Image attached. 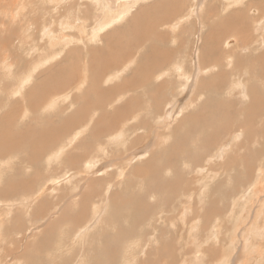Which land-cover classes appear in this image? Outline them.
<instances>
[{
    "label": "rangeland",
    "instance_id": "rangeland-1",
    "mask_svg": "<svg viewBox=\"0 0 264 264\" xmlns=\"http://www.w3.org/2000/svg\"><path fill=\"white\" fill-rule=\"evenodd\" d=\"M37 1L0 0L3 7L0 6V147L4 148L6 145L7 148H0V264H170V261L173 264H264V0H236L239 7L236 2L231 3L233 7L224 0H141L133 9L112 11L110 16L106 13L109 17L107 20L110 21L109 26H103L98 32L94 30L93 37H84L82 32L73 30L78 36L83 35L84 40L71 45H65L61 39L72 37L66 33L71 30L65 20L66 5L70 1L62 0V10L58 12L49 7L48 3ZM248 2L253 4L252 7H258L250 9ZM81 3L86 4V0H80L79 6ZM85 4L82 7L85 8ZM118 4L121 5L122 1ZM257 8L262 11L256 10ZM20 9L22 14H19ZM98 11L97 19L104 16ZM95 12L97 14V11ZM2 14L6 16H1ZM23 15L28 16L22 17ZM82 16L85 17L84 13ZM30 17L36 22L33 23V19H30L32 23H27L26 26L24 20ZM252 20L255 26L261 22L263 24L254 29ZM257 20L262 21L259 23ZM45 23L53 29L50 37L49 32L44 31L45 33L41 34ZM251 23L253 27L250 26ZM51 25H55V29ZM225 26L227 28H224ZM259 27L260 29H257ZM101 32H105V38ZM56 34L58 38L55 48L47 47L42 52V44L50 45ZM152 45L154 48H151ZM96 46L97 48H94ZM55 52V55H59L57 63L55 61L52 64H38L41 59H51ZM238 59L239 62L236 61ZM199 63L205 66L206 71L210 68V71L200 75ZM174 64L176 67H172ZM184 70L191 71L187 72V81L176 78V74H186ZM255 73L258 74L256 77ZM201 77L204 80L200 81ZM161 81L164 86L157 87L153 97L152 94L147 96L143 93L146 90L145 85L149 82H154L156 87ZM236 81L242 87L238 86ZM127 84L141 87L128 91ZM201 84L207 85L202 87ZM100 87L105 88L107 92L99 94ZM259 88L263 91L260 92ZM222 91L225 94H222ZM165 93L168 94L164 96ZM134 108H145V112L152 114L144 123L139 122L141 115L137 119L134 118V122L138 120L135 127L145 130L144 136L141 137L145 141L137 143L142 147L134 145L137 149L134 146L127 147L128 139L134 132L133 124L127 128L123 127L130 116L137 114ZM196 111L200 112V115L191 118L190 114ZM259 112L263 116L256 118L255 114ZM151 123H156L159 129L153 128L150 131V126L155 127ZM53 128L56 129L54 133ZM45 133L49 134V138L46 139V135L44 137ZM156 133L160 138L158 134L155 136ZM160 133L165 135L161 137ZM29 136L32 139L28 140ZM147 136L149 140L146 139ZM250 137L252 140L249 141ZM50 138L53 141L50 140L52 142L49 144L47 140ZM16 140L19 144H15L19 150L14 148ZM46 141L48 143L44 144ZM151 141L154 142L151 144ZM260 141L263 146L258 143ZM23 142H29L31 145L24 144L27 148L22 147L21 150L19 147L23 146ZM39 142L43 144L40 145ZM206 144H214L216 148ZM45 145L47 148L43 149ZM111 149H115L116 154L109 155ZM28 150L31 151L30 155L27 154ZM32 153L35 156H32ZM27 155L31 159L34 157L32 164L29 163V157L26 159ZM122 156H125L124 160L120 158ZM89 163L92 165H88ZM210 170L213 173H210ZM35 173L36 176H33ZM97 191L101 192L102 196ZM246 195L250 196L249 199ZM245 209L251 212L247 213ZM255 213L257 216H254ZM141 220L144 221L142 224ZM245 225H248V228ZM249 225H253L252 228ZM207 226L209 230L205 228ZM127 233L134 235L128 237ZM144 237L146 238L143 239ZM119 244H123V247ZM71 252L73 256H68L72 255Z\"/></svg>",
    "mask_w": 264,
    "mask_h": 264
},
{
    "label": "bare ground",
    "instance_id": "bare-ground-1",
    "mask_svg": "<svg viewBox=\"0 0 264 264\" xmlns=\"http://www.w3.org/2000/svg\"><path fill=\"white\" fill-rule=\"evenodd\" d=\"M37 1V0H36ZM39 1V0H38ZM37 1V2H38ZM43 1V4L45 3H48L49 4V7H51L55 12H58V10L60 11V10H62V9H60V7L61 6H63V3H62V0H42ZM70 2L66 5V10H67V12H66V14H65V20H67L68 21V24H67V26H69V29L71 30V32H66V33H68L69 34V36H72V37H68V36H66V37H62L61 39H62V41H63V43H65V45H71V44H79L80 43V41L81 40H84V37H93L92 36V34H93V31L94 30H97L96 32H98V29H100V28H102L103 26H106V25H108L109 26V24H108V22H110V21H108L107 20V18L109 19V17L108 16H110L109 14L112 12V11H120V10H124V9H133L138 3H139V1H141V0H121L122 1V4L121 5H119L118 4V2L120 1V0H86V7L84 8V7H82L84 4H82L81 3V5L79 6V4H80V0H69ZM82 1V0H81ZM143 1V0H142ZM216 1V0H215ZM224 1H228L230 4L231 3H235L236 2V4H238V2L236 1V0H234V1H231V0H224ZM9 2V1H8ZM17 2H19V1H17ZM39 2H41V1H39ZM243 2V1H242ZM241 2V3H242ZM247 2V1H246ZM245 2V3H246ZM203 3V2H202ZM228 3V4H229ZM240 3V4H241ZM249 3V2H248ZM3 4V3H2ZM6 4V3H5ZM12 4V3H11ZM23 4V3H22ZM91 4V5H90ZM226 4V3H225ZM236 4H235V6H236ZM247 4V3H246ZM250 5H251V2L249 3ZM257 5H259L258 3H256ZM13 5V4H12ZM28 5H31V4H26V6H28ZM32 5H34V3L32 4ZM51 5V6H50ZM232 5V4H231ZM242 5H244V3L242 4ZM254 5H255V3H254ZM0 6H1V4H0ZM6 6V5H5ZM9 6H11V5H9ZM8 6V7H9ZM17 6V5H16ZM23 6H25V5H23ZM25 6V7H26ZM39 6V5H38ZM42 6V5H41ZM91 6H92V11H91ZM202 6V5H201ZM200 6V7H201ZM230 5H228V7H229ZM233 6V5H232ZM253 6V4L251 5V7H250V9L251 8H254V7H258V6H254V7H252ZM2 7V6H1ZM31 7V6H30ZM215 7V6H214ZM227 7V6H226ZM225 7V8H226ZM234 7V6H233ZM238 7H239V4H238ZM237 7V8H238ZM248 7V8H249ZM3 8V7H2ZM13 8V7H12ZM27 8V7H26ZM196 8H197V6H196ZM202 8V7H201ZM222 8H224V7H222ZM237 8H235V9H237ZM242 8H244L243 6H242ZM247 8V9H248ZM11 9V8H10ZM16 9V8H15ZM30 9V8H29ZM42 9V8H41ZM96 9V10H95ZM194 9V8H193ZM246 9V8H245ZM8 10V9H7ZM27 10V9H26ZM98 10H100V12L101 13H103V15L104 16H102L101 18H99V19H97V16H98ZM192 10V9H191ZM198 10H199V7H198ZM214 10V9H213ZM223 10V9H222ZM229 10V9H228ZM256 10H259V11H262V10H260L259 8H257ZM10 11V10H9ZM16 11V10H15ZM20 12H21V9L19 10ZM45 11V10H44ZM95 11H97V14H96V12ZM125 11V10H124ZM130 11V10H129ZM211 11V10H210ZM239 11V10H238ZM238 11H236V12H238ZM245 11V10H244ZM251 11V10H250ZM249 11V12H250ZM10 12H14V10L13 11H10ZM10 12H9V14H10ZM55 12H54V14H55ZM63 12V11H62ZM114 12V13H115ZM127 12V11H126ZM199 12H200V10H199ZM214 12V11H213ZM225 12H226V10H225ZM229 12V11H228ZM227 12V13H228ZM6 13H8V12H6ZM5 13V14H6ZM23 12H21V13H19V14H22ZM24 13H26V12H24ZM37 13V12H36ZM71 13H72V16H71ZM82 13H84V16L85 17H83L82 16ZM106 13H108V16H106ZM117 13H119V12H117ZM116 13V14H117ZM216 13V12H215ZM242 13H243V11H242ZM244 13H246V12H244ZM251 13V12H250ZM1 15V16H6V15ZM14 13H12V15H13ZM26 14H28V12L26 13ZM31 14V13H30ZM46 14V13H45ZM44 14V15H45ZM49 14V13H48ZM53 14V13H52ZM127 14V13H126ZM217 14V13H216ZM230 14H232V12H230ZM241 14V13H240ZM256 14V13H255ZM8 15V14H7ZM15 15V14H14ZM18 15V14H17ZM37 15V14H36ZM90 15H91V19H89L90 18ZM100 16H101V14H99ZM196 15V14H195ZM251 15V14H250ZM252 15H254V14H252ZM259 15H261V13L259 14ZM9 16V15H8ZM11 16V15H10ZM26 16H28V15H26ZM26 16H22V17H26ZM31 16V15H30ZM58 16V15H57ZM125 16V15H124ZM123 16V17H124ZM193 16V15H192ZM214 16V15H213ZM264 16V15H263ZM262 16V17H263ZM34 17V16H33ZM45 17V16H44ZM68 17V18H67ZM113 17V16H112ZM241 17H243V16H241ZM67 18V19H66ZM254 18V17H253ZM252 18V19H253ZM17 19H18V17H17ZM20 19V18H19ZM23 19H25V18H23ZM30 19H33V18H28V19H26V20H24L25 21V24H26V26H27V23L29 24H31L32 22H31V20ZM47 19H48V17H47ZM135 19V18H134ZM236 19V18H235ZM242 19V18H241ZM240 19V20H241ZM261 18H260V16H259V19L258 20H260ZM36 20V19H35ZM38 20V19H37ZM124 20V19H123ZM232 20V19H231ZM257 20V21H258ZM263 20V19H262ZM261 20V21H262ZM13 21H16V20H13ZM55 21V20H54ZM242 21V20H241ZM247 21V20H246ZM254 21L256 22V20L254 19ZM260 21V22H261ZM34 22H36V21H34V19H33V23ZM56 22V21H55ZM55 22H53L54 24H56ZM113 22V21H112ZM243 22H244V20H243ZM243 22H240V24L241 23H243ZM251 22H253V20L251 21ZM259 22V21H258ZM259 22V23H260ZM118 23V22H117ZM245 24H246V22H244ZM116 24V23H115ZM239 24V23H238ZM261 24H263L262 22H261ZM261 24H256V26L258 25V26H260ZM34 25V24H33ZM32 25V26H33ZM37 25V24H36ZM45 26H43V29H42V33L41 34H43V33H45V32H49V37L53 34V29H51L50 28V25L48 26V25H46V23L44 24ZM61 25V24H60ZM253 25H254V22H253ZM29 26V25H28ZM35 26V25H34ZM51 26H53V25H51ZM110 26H112V25H110ZM229 26V25H228ZM237 26V25H236ZM243 28L245 29V25L243 24ZM247 26V25H246ZM250 26H252V23H251V25ZM256 26L254 25V29L256 28ZM263 26V28H264V25H262ZM54 27V29H55V25L53 26ZM202 27V26H201ZM241 27H242V25H241ZM253 27V26H252ZM35 28V27H34ZM37 28H38V26H37ZM112 28H114L113 26H112ZM173 28V27H172ZM218 28V27H217ZM224 28H227L226 26L224 27ZM250 28V27H249ZM64 29H66L67 30V28H64ZM68 29V30H69ZM107 29V28H106ZM238 29V31H239V27L237 28ZM242 29V28H241ZM247 29H248V26H247ZM246 29V33L248 32V30ZM250 29H253V28H250ZM249 29V30H250ZM253 29V30H254ZM257 29H260V27L259 28H257ZM62 30V29H61ZM69 30V31H70ZM73 30H77V31H80V32H82V34H84V37H83V35L82 36H78L76 33H74V31ZM109 30V29H108ZM108 30H107V36L109 35L108 34ZM220 30H221V27H220ZM222 30H223V28H222ZM224 30H226V29H224ZM231 30H233L232 29V27H231ZM263 29H261V31H262ZM45 31V32H44ZM101 31H103V30H101ZM130 31V30H129ZM228 31H230V30H228ZM245 31V30H244ZM264 31V30H263ZM100 32V31H99ZM231 32V31H230ZM235 32V31H234ZM242 32V31H241ZM259 32V31H258ZM66 33H64V34H66ZM102 33V32H101ZM104 34H105V32H103ZM102 33V36L104 37V34ZM225 33H227V32H225ZM233 33V32H232ZM210 34V33H209ZM212 34V33H211ZM228 34V33H227ZM234 34V33H233ZM250 34V33H249ZM47 35V34H46ZM63 35V34H62ZM123 35V34H122ZM144 35V34H143ZM230 35V34H229ZM232 35V34H231ZM230 35V36H231ZM44 36V35H43ZM106 36V35H105ZM106 36V37H107ZM263 36V35H262ZM102 37V38H103ZM124 37V36H123ZM140 37V36H139ZM143 37V36H142ZM161 37V36H160ZM234 37H236V36H234ZM9 38V37H8ZM54 38V37H53ZM58 38V36H57V34H56V36H55V38L52 40V41H50V45H48V46H46V45H44V44H42V46H41V51L42 52H44V50L47 48V47H49V48H55V46L57 45V41H56V39ZM95 38H97V37H95ZM101 38V39H102ZM105 38V37H104ZM109 38V37H108ZM112 38V37H111ZM119 38V37H118ZM125 38V37H124ZM144 38V37H143ZM162 38V37H161ZM237 38V37H236ZM141 39V38H140ZM98 40V39H97ZM115 40V39H114ZM219 40V39H218ZM218 40H217V42H218ZM1 41V40H0ZM87 41V40H86ZM108 41V40H107ZM119 41V40H118ZM230 41V40H229ZM89 42V41H88ZM135 42V41H134ZM226 42V41H225ZM105 43H107V42H105ZM103 44V43H102ZM110 44V43H109ZM121 44V43H120ZM240 45V44H239ZM79 46V45H78ZM77 46V47H78ZM95 46V45H94ZM103 46H104V44H103ZM229 46V45H228ZM58 47V46H57ZM92 47H93V45H92ZM91 47V48H92ZM109 47H110V45H109ZM115 47V46H114ZM138 47H139V45H138ZM264 47V46H263ZM64 48V47H63ZM94 48H97V46L96 47H94ZM98 48H99V46H98ZM104 48V47H103ZM151 48H154L153 47V45H152V47ZM225 48V47H224ZM230 48V47H229ZM239 48V47H238ZM79 49H81L80 47H79ZM111 49V48H110ZM210 49V48H209ZM242 49H243V47H242ZM40 50V49H39ZM74 50V49H73ZM72 50V51H73ZM96 50H99V49H96ZM101 50V49H100ZM238 50V49H237ZM71 51V52H72ZM89 51H90V49H89ZM105 51H106V49H105ZM104 51V52H105ZM4 52V51H3ZM77 52V51H76ZM108 52V51H107ZM112 52V51H111ZM236 52V51H235ZM238 52H240V51H238ZM6 53V52H5ZM78 53V52H77ZM56 54V52L52 55V57H51V59H41L40 61H39V63L38 64H43V63H45V62H51V64L53 63V62H55L56 61V63H57V60H58V56L59 55H55ZM70 54H72V53H70ZM74 54V53H73ZM200 54V53H199ZM202 54V53H201ZM240 54H241V52H240ZM239 54V55H240ZM77 55H79V54H77ZM217 55V54H216ZM236 55V54H235ZM61 56V55H60ZM95 56V55H94ZM179 56V55H178ZM201 56H203V55H201ZM233 56V55H232ZM242 56V55H241ZM244 56V55H243ZM259 56V55H258ZM5 57V56H4ZM3 57V58H4ZM221 57V56H220ZM224 57H225V55H224ZM229 57V56H228ZM236 58H238L237 57V55L235 56ZM247 57V56H246ZM260 57V56H259ZM136 58V57H135ZM199 58H201L200 57V55H199ZM234 58V57H233ZM242 58V57H241ZM249 58V57H248ZM247 59V58H246ZM245 59V60H246ZM251 59V58H250ZM256 59V58H255ZM259 59V58H258ZM135 60V59H134ZM133 60V61H134ZM170 60V59H169ZM168 60V61H169ZM201 60V59H200ZM204 60V59H203ZM244 59H241V61H243ZM259 60H261V59H259ZM259 60L257 61L258 63H259ZM133 61H131V62H133ZM171 61V60H170ZM225 61V60H224ZM229 61H231V60H229ZM236 61H238L239 62V59L238 60H236ZM235 61V62H236ZM249 61V60H248ZM130 62V63H131ZM167 62V61H166ZM216 62V61H215ZM218 62L219 61H217V64H218ZM227 62V61H226ZM226 62L224 63V66H226L225 64H226ZM232 62H233V60H232ZM256 62V63H257ZM169 63H171V62H169ZM174 63H176V61H174ZM221 63V62H220ZM220 63H219V66H220ZM229 63V62H228ZM250 64H251V61L249 62ZM253 63V62H252ZM255 63V62H254ZM253 63V64H254ZM37 64V65H38ZM70 64V63H69ZM167 64H168V62H167ZM172 64V63H171ZM200 64V63H199ZM263 64H264V62H263ZM70 65H72V64H70ZM91 65V64H90ZM130 65V64H129ZM228 66H229V64H227ZM232 65V64H231ZM166 66V65H165ZM221 66H222V64H221ZM251 66H252V64H251ZM256 66V65H255ZM258 66V65H257ZM256 66V67H257ZM128 67V66H127ZM172 67H176V64H174V65H172ZM180 67V66H179ZM204 67L205 66H203V64L201 63L200 64V67H199V73H200V75H203V73L206 71L205 69H204ZM216 67H218L217 65H216ZM253 67V66H252ZM264 67V66H263ZM262 67V68H263ZM96 68V67H95ZM94 68V69H95ZM165 68V67H164ZM183 67H181V69H182ZM220 68V67H219ZM227 68V67H226ZM161 69V68H160ZM180 69V70H181ZM185 69V68H184ZM258 69V68H257ZM86 70V69H85ZM123 70V69H122ZM186 70V69H185ZM184 70V71H185ZM232 70V69H231ZM250 70H252V69H250ZM98 71V70H97ZM119 71H121V70H119ZM208 71H210V68H209V70ZM208 71H206V72H208ZM246 71V70H245ZM256 71V70H255ZM258 71H259V69H258ZM92 72V71H91ZM99 72V71H98ZM187 72H190L191 73V71H188L187 70ZM186 71H185V73L186 74H176V78H180V79H184L185 81H187L189 78V75H187L188 73H187ZM244 72V71H243ZM254 72V71H253ZM260 72H261V69H260ZM96 73V72H95ZM210 73V72H209ZM234 73V72H233ZM252 73V72H251ZM250 73V74H251ZM259 73V72H258ZM87 74V73H86ZM85 74V75H86ZM211 74V73H210ZM245 74V73H244ZM93 75V74H92ZM258 75V74H257ZM256 75V73H255V77L257 76ZM87 76V75H86ZM198 76V75H197ZM252 76H254L253 75V73H252ZM260 76H262V74L260 75ZM83 77H85V76H83ZM216 77V76H215ZM220 77V76H219ZM218 77V78H219ZM93 78V77H92ZM105 78V77H104ZM112 78V77H111ZM210 78H212V77H210ZM252 78V77H251ZM260 77H258V79H259ZM94 79V78H93ZM202 79L204 80V78L203 77H201V80L200 81H202ZM250 79V78H249ZM254 79V78H253ZM257 79V78H256ZM257 79V80H258ZM261 79V78H260ZM263 79H264V77H263ZM95 80V79H94ZM106 80V79H105ZM174 78H173V82H174ZM183 80V81H184ZM206 80V79H205ZM231 80V79H230ZM236 80V79H235ZM235 80H234V82H235ZM247 80V79H246ZM84 81V80H83ZM107 81V80H106ZM232 81V80H231ZM239 81V80H238ZM238 81H236L237 82V84H239L238 83ZM249 81V80H248ZM251 81V80H250ZM194 82V81H193ZM197 82H199V80H197ZM233 82V81H232ZM231 82V83H232ZM241 82V81H240ZM252 82V81H251ZM26 83V82H25ZM61 83H63V82H61ZM94 83V82H93ZM215 83H217V82H215ZM80 84H82V83H80ZM191 84V83H190ZM189 84V85H190ZM196 84V83H195ZM198 84V83H197ZM229 84V86H230V83H228ZM56 85V84H55ZM92 85V84H91ZM90 85V86H91ZM192 85H194V84H192ZM204 85V84H203ZM203 85L201 84V86L203 87ZM205 85H207V84H205ZM205 85H204V87H205ZM226 85V84H225ZM246 85V84H245ZM264 84H262V86H263ZM85 86V85H84ZM155 86V83L154 82H149L147 85H145V87H146V90L143 92V93H146V95L147 96H149V95H151L152 94V97L154 96V90L157 88V87H160V86H164V83L161 81L160 83H159V85L158 86H156V87H154ZM195 86V85H194ZM238 86H241V84H239ZM254 86H255V84H254ZM58 87V86H57ZM82 87V86H81ZM80 87V88H81ZM127 90L129 91V89H132V90H134V89H137L138 87H141V86H139V85H136V86H132V84H127ZM189 87V86H188ZM199 87V86H198ZM242 87V86H241ZM264 87V86H263ZM23 88V87H22ZM21 88V89H22ZM91 88V87H90ZM110 88V87H109ZM187 88V87H186ZM195 88V87H194ZM228 88V87H227ZM236 89H237V87H235ZM239 88V87H238ZM245 88V87H244ZM255 88V87H254ZM98 89V88H97ZM191 89V88H190ZM229 89H230V87H229ZM251 89V88H250ZM260 89V88H259ZM15 90V89H14ZM14 90H13V92H14ZM91 90V89H90ZM188 90V89H187ZM221 90V89H220ZM244 90V89H243ZM261 90L262 89H260V92H261ZM86 91V90H85ZM224 91V90H223ZM223 91L221 92L222 94H225V92L223 93ZM252 91V90H251ZM263 91V90H262ZM107 92V90L105 89V88H102V87H100L99 89H98V93L99 94H105ZM197 92V91H196ZM250 92V91H249ZM259 92V93H260ZM86 93V92H85ZM88 93V92H87ZM14 94V93H13ZM62 94V93H61ZM64 94V93H63ZM168 93H165V95L164 96H166ZM244 94H245V91H244ZM250 94H252L251 92H250ZM260 94H262V93H260ZM264 94V93H263ZM20 95H22V94H20ZM65 95V94H64ZM140 95V93L138 94V96ZM233 95V94H232ZM53 96H54V94H53ZM68 96V95H67ZM77 97H78V95H76ZM75 96V97H76ZM82 96V95H81ZM80 96V97H81ZM84 96V95H83ZM137 96V97H138ZM228 96H230V95H228ZM227 96V97H228ZM254 96V95H253ZM76 97V98H77ZM79 97V98H80ZM84 97H86V96H84ZM183 97V96H182ZM225 97V96H224ZM252 97V96H251ZM250 97V98H251ZM63 98V97H62ZM65 98V97H64ZM169 98V97H168ZM184 98V97H183ZM254 98V97H253ZM256 98V97H255ZM101 99V98H100ZM62 100V99H61ZM99 100V99H98ZM169 100V99H168ZM234 100V99H233ZM50 101V100H49ZM176 101H177V99H176ZM175 101V102H176ZM214 101V100H213ZM212 101V102H213ZM218 101H220V100H218ZM217 101V102H218ZM225 101V100H224ZM50 102H52V101H50ZM57 102H59V101H57ZM78 102V101H77ZM172 102V101H171ZM47 103V102H46ZM54 103V102H53ZM221 102H219V104H220ZM224 103H226V102H224ZM227 103H229V101L227 102ZM231 103V102H230ZM172 104V103H171ZM216 104H218V103H216ZM223 104V103H222ZM43 105V104H42ZM50 105V104H49ZM36 106H38L37 104H36ZM40 106V105H39ZM181 106H183V105H181ZM206 106V105H205ZM217 107H218V105H216ZM220 106H222L223 107V105H220ZM69 107V106H68ZM225 107V106H224ZM211 108V107H210ZM249 108V107H248ZM154 109V111H158V110H156L157 109V107H156V109L155 108H153ZM159 109V108H158ZM168 109H169V106H168ZM177 109V108H176ZM183 109V108H182ZM223 109V108H222ZM263 109V108H262ZM172 110V109H171ZM219 110V109H218ZM221 110V109H220ZM134 111L137 113L136 115H134V116H130L129 118H128V120L125 122V124L123 125V127L124 128H127L128 126H131L132 124V126H133V130H134V132H133V134H132V137H130L129 139H128V146L127 147H132V146H134L135 144L138 146L139 144H137V143H143V138H141V137H143L144 136V133H145V130L144 129H142V128H136L135 127V125L137 124V122H138V120L137 121H135L134 122V118H138L139 117V115H141L140 117V120H139V122L140 123H144V120L146 119V118H151L152 117V114L150 113V112H145L146 110H145V108H134ZM133 111V112H134ZM213 111V110H212ZM211 111V112H212ZM241 111V110H240ZM244 111V113H245V110H243ZM72 112V111H71ZM70 112V113H71ZM77 112V111H76ZM166 112V111H165ZM258 112V111H257ZM263 112V111H262ZM223 113H224V111H223ZM167 114V113H166ZM166 114H164V115H166ZM172 114V113H171ZM219 114V113H218ZM228 114H229V112H228ZM70 115V114H69ZM104 115V114H103ZM168 115V114H167ZM184 115V114H183ZM200 115V112H198V111H196V112H194L192 115L190 114V117L191 118H197L198 116ZM224 115V114H223ZM231 115V114H230ZM249 115V114H248ZM72 116V115H71ZM159 116V115H158ZM173 116V115H172ZM219 116H221V115H219ZM225 116V115H224ZM246 116V115H245ZM250 116V115H249ZM255 116H256V118H258V117H262L263 115H261L260 114V112L259 113H256L255 114ZM70 117V116H69ZM161 117V116H160ZM71 118V117H70ZM158 118V117H157ZM212 118V117H211ZM218 118V117H217ZM225 118V117H224ZM230 118V117H229ZM247 118V117H246ZM251 118V117H250ZM255 118V117H254ZM67 119V118H66ZM156 119V118H155ZM170 119H171V117H170ZM70 120V119H69ZM68 120V122L70 123V121ZM74 120V119H73ZM160 120V119H159ZM172 120H173V118H172ZM189 120V119H188ZM206 120V119H205ZM214 120V119H213ZM241 120V119H240ZM248 120H249V118H248ZM247 120V121H248ZM262 120H264L263 118H262ZM262 120H261V122H262ZM63 121V120H62ZM163 121V120H162ZM165 121V120H164ZM174 121V120H173ZM172 121V122H173ZM222 121V120H221ZM244 121V120H243ZM242 121V122H243ZM131 122V123H130ZM156 122H159V121H156ZM264 122V121H263ZM167 123V122H166ZM165 123V124H166ZM220 123V122H219ZM222 123V122H221ZM248 123V122H247ZM66 124V123H65ZM152 124V123H151ZM156 124V123H155ZM153 125V126H155V127H152V126H150V128H152L150 131H152L153 130V128H158L156 125ZM158 124V126H160L159 125V123H157ZM160 124H162L161 123V121H160ZM196 125H198V123H195ZM200 124H201V122H200ZM208 124V123H207ZM211 124V123H210ZM223 124V123H222ZM227 124V123H226ZM229 124V123H228ZM264 124V123H263ZM167 125V124H166ZM181 125V124H180ZM204 125H205V123H204ZM240 125H241V123H240ZM262 125V124H261ZM63 126H64V124H63ZM162 126V125H161ZM192 126H193V124H192ZM259 127H258V129L260 128V125H258ZM262 126H264V125H262ZM261 126V127H262ZM48 127V129H49V126H47ZM65 127H66V125H65ZM139 127H142V126H139ZM179 127V126H178ZM201 127H203V126H201ZM205 127V126H204ZM211 127V126H210ZM246 127V126H245ZM189 128V127H188ZM209 128V127H208ZM212 128V127H211ZM210 128V129H211ZM243 127H241V129H242ZM263 128V127H262ZM47 129V132L49 131V130H51V129H49L48 130ZM159 129V128H158ZM161 129V128H160ZM191 129V128H190ZM198 129V128H197ZM221 129V128H220ZM220 129H218V130H220ZM225 129V128H224ZM45 130V129H44ZM44 130H42V132L44 131ZM54 130V128L52 129V132L54 133L55 132V130ZM60 130H63V129H60ZM149 130V129H148ZM147 130V131H148ZM163 130V129H162ZM214 130V129H213ZM223 130V129H222ZM229 130V129H228ZM234 130H236V129H234ZM238 130V129H237ZM250 130H252V129H250ZM260 130V129H259ZM146 131V132H147ZM206 131V130H205ZM216 131V130H215ZM225 131H227V130H225ZM240 131V130H239ZM262 131V130H261ZM264 131V130H263ZM262 131V132H263ZM41 132V133H42ZM51 132V131H50ZM57 132V131H56ZM156 132H159V131H156ZM167 132V131H166ZM214 132V131H213ZM220 132V131H219ZM259 132V131H258ZM61 133V132H60ZM80 133V132H79ZM78 133V134H79ZM154 133V132H153ZM164 133V132H163ZM249 133V132H248ZM33 134V133H32ZM43 134V133H42ZM52 134V133H51ZM155 134V133H154ZM157 134L158 133H156V135L155 136H157ZM161 135H162V133H160ZM167 134V133H166ZM201 134V133H200ZM208 134V133H207ZM206 134V135H207ZM210 134V133H209ZM219 134V133H218ZM229 134V133H228ZM254 135H255V133H253ZM262 134V133H261ZM261 134H260V136H261ZM45 135H46V139L47 138H49L48 137V135L49 134H44V137H45ZM55 135H57V134H55ZM72 135V134H71ZM147 135H149V132L147 133ZM165 134H163L161 137H163ZM217 135V134H216ZM223 135V134H222ZM227 135V134H226ZM241 135V134H240ZM252 135V134H251ZM263 135V134H262ZM34 136V135H33ZM32 136V137H33ZM42 136V135H41ZM52 136H53V134H52ZM153 136V135H152ZM155 136H153V137H155ZM158 136H159V134H158ZM247 136V135H246ZM30 138L28 139V140H30V139H32L31 138V136H29ZM36 137V136H35ZM34 137V138H35ZM53 137H55V136H53ZM60 137V136H59ZM62 137V136H61ZM78 137V136H77ZM76 136H75V138H77ZM151 137V136H150ZM199 137V136H198ZM210 137H211V135H210ZM28 138V137H27ZM33 138V139H34ZM57 138V137H56ZM149 137L147 136V138L146 139H148ZM158 138V137H157ZM159 138H160V136H159ZM230 138V137H229ZM237 138V137H236ZM248 138V137H247ZM253 138H254V136H253ZM260 138H262V137H260ZM24 139V138H23ZM23 139H21V142H22V140ZM39 139V138H38ZM155 139H156V137H155ZM162 139V138H161ZM190 139V138H189ZM198 139V138H197ZM200 139V138H199ZM214 139V138H213ZM217 139V138H216ZM239 139V138H238ZM246 139V138H245ZM254 139H256V138H254ZM35 141H36V143H37V140H36V138L34 139ZM43 140H44V138H43ZM50 140H52L53 141V139H48L47 141H49V144H50V142H52V141H50ZM77 140V139H76ZM149 140V139H148ZM215 140V139H214ZM236 140V139H235ZM240 140V139H239ZM238 140V141H239ZM250 140H252V138L250 137L249 138V141ZM15 141V140H14ZM17 142H14V144L15 143H18V140H16ZM39 141V140H38ZM44 142V144L46 143H48V142ZM79 141V140H78ZM145 141V140H144ZM164 141V140H163ZM243 141V140H242ZM245 141V140H244ZM248 141V142H249ZM253 141H255V140H253ZM19 142H20V140H19ZM30 142V141H29ZM29 142L28 143H24L23 142V146H20L19 148L21 149V150H23V148L22 147H25L24 146V144L25 145H31V144H29ZM32 142H34V141H32ZM152 142H154V141H151L150 143L152 144ZM205 142V141H204ZM206 142H208L207 140H206ZM219 142H222V141H219ZM231 142V141H230ZM246 142H247V140H246ZM264 142V141H263ZM11 143L13 144V140H11ZM36 143H35V145H36ZM145 143V142H144ZM156 143H157V141H156ZM156 143H155V145H156ZM208 143H210V142H208ZM213 143V142H212ZM226 143V142H225ZM257 143V142H256ZM259 144H261L262 145V143H261V141L260 142H258ZM7 144V143H6ZM10 144V143H9ZM19 144V143H18ZM21 145H22V143H20ZM39 144L41 145V144H43V143H40L39 142ZM55 144V143H54ZM59 144V143H58ZM166 144V143H165ZM192 144V143H191ZM215 144V143H214ZM214 144H212L213 146H214ZM227 144H229V143H227ZM240 144V143H239ZM238 144V145H239ZM74 145H76V144H74ZM78 145V144H77ZM181 145V144H180ZM207 146H209L210 147V145L211 144H206ZM211 145V146H212ZM231 145V144H230ZM229 145V146H230ZM246 145V144H245ZM248 145V144H247ZM39 146V145H38ZM70 146H73V145H70ZM85 146V145H84ZM140 146L142 147V145L140 144L139 146H138V148H140ZM184 146V145H183ZM203 146H205V145H203ZM218 146H219V144H218ZM221 146V145H220ZM254 146V144L252 143V147ZM263 146V145H262ZM3 146H1L0 148H2ZM6 147V145L4 146V148H2V149H7V148H5ZM30 147V146H29ZM44 147L45 148H47V145H45V146H43L42 148L44 149ZM56 147V146H55ZM125 147V146H124ZM136 146H134V148H135ZM180 147V146H179ZM223 147V146H222ZM227 147V146H226ZM251 147V148H252ZM11 148H13V147H11ZM14 148H17L18 149V147H16V144H15V147ZM27 147H25V149H26ZM33 147H31V149H32ZM38 148H40V147H38ZM41 148V149H42ZM77 148V147H76ZM134 148H132V149H134ZM154 148V147H153ZM203 148V147H202ZM216 147L214 146V149H215ZM230 148V147H229ZM30 149V150H31ZM127 149H129V148H127ZM135 149H137V148H135ZM144 149V147L142 148V150ZM150 149H152V148H150ZM149 149V150H150ZM163 149V148H162ZM227 149H228V147H227ZM263 149H264V146H263ZM9 150V149H8ZM7 150V151H8ZM14 150V149H13ZM19 150V149H18ZM190 150V149H189ZM212 150H213V148H212ZM211 150V151H212ZM230 150V149H229ZM229 150H228V152H229ZM237 150V149H236ZM6 151V152H7ZM11 151V150H10ZM27 151V150H26ZM35 151V150H34ZM34 151H32V152H34ZM66 151V150H65ZM128 151V150H127ZM131 150H129V152H130ZM146 151V150H145ZM148 151V150H147ZM151 151V150H150ZM179 151V150H178ZM208 151H209V148H208ZM232 151H233V148H232ZM234 151H235V149H234ZM28 152H29V150H28ZM37 152V151H36ZM132 152V151H131ZM138 152H140V151H138ZM144 152V151H143ZM181 152V151H180ZM214 152H215V150H214ZM226 152V151H225ZM263 152V151H262ZM27 153V152H26ZM128 153V152H127ZM147 153V152H146ZM149 153V152H148ZM147 153V154H148ZM152 153H153V151H152ZM203 153V152H202ZM207 153H210V152H207ZM27 154H31V151L29 152V153H27ZM34 154H35V152H34ZM33 153H32V156L34 155ZM53 154V153H52ZM87 154V153H86ZM108 154L109 155H114V154H116V150L115 149H111L109 152H108ZM135 154V153H134ZM136 154H137V151H136ZM140 154H142V152H140ZM154 154H155V151H154ZM224 154H226V153H224ZM245 154V153H244ZM243 154V155H244ZM253 154V153H252ZM251 154V155H252ZM257 154V153H256ZM259 154V153H258ZM257 154V155H258ZM5 155V154H4ZM64 155V154H63ZM130 155V154H129ZM137 155H139V154H137ZM137 155H136V157H137ZM146 155V154H145ZM212 156H214V154H211ZM223 155V154H222ZM227 155V154H226ZM6 156V155H5ZM9 156V155H8ZM35 156V155H34ZM38 156V155H37ZM36 156V157H37ZM67 156V155H66ZM119 156H121V155H119ZM128 156V155H127ZM142 156H144V154L142 155ZM212 156H211V158H212ZM224 156V155H223ZM28 155H27V158L26 159H28ZM125 157V156H124ZM124 157L122 156V157H120V158H123V160H124ZM157 157V156H156ZM225 157V156H224ZM243 157V156H242ZM34 158V157H33ZM32 158V159H33ZM38 158V157H37ZM53 158V157H52ZM61 158H62V156H61ZM70 158V157H69ZM133 158V157H132ZM210 158V157H209ZM229 158V157H228ZM227 158V159H228ZM262 158V157H261ZM6 159H7V156H6ZM13 158H11L10 160H12ZM31 158L29 157V163L30 164H32L31 163V161H32V159L30 160ZM40 159V158H39ZM38 159V160H39ZM134 159V158H133ZM137 159V158H136ZM242 159V158H241ZM35 160V159H34ZM37 160V159H36ZM126 160V159H125ZM128 160V159H127ZM259 160V159H258ZM9 161V160H8ZM13 161V160H12ZM26 161V160H25ZM129 161V160H128ZM134 161H136V160H134ZM145 160H143V162H144ZM225 161V160H224ZM243 161V160H242ZM21 162H23V161H21ZM27 162V161H26ZM37 162V161H36ZM94 162V161H93ZM114 162V161H113ZM115 162H117V161H115ZM23 163H25V162H23ZM28 163V162H27ZM73 163H75V161L73 162ZM122 163V162H121ZM121 163H119L120 164V166H121ZM129 163V162H128ZM157 163V162H156ZM155 163V164H156ZM208 163V162H207ZM253 163V162H252ZM144 164V163H143ZM209 164V163H208ZM207 164V165H208ZM221 164H223V163H221ZM248 164V163H247ZM17 165V164H16ZM26 165V164H25ZM88 165H92L91 163H89ZM153 165H154V163H153ZM157 165V164H156ZM155 165V166H156ZM165 165V164H164ZM186 165V164H185ZM203 165V164H202ZM212 165V164H211ZM217 165V164H216ZM215 165V166H216ZM252 165V164H251ZM8 166V165H7ZM96 166V165H95ZM129 166V165H128ZM149 166V165H148ZM158 166V165H157ZM213 166H214V164H213ZM212 166V167H213ZM253 166V165H252ZM21 167V166H20ZM27 167V166H26ZM35 167H36V165H35ZM91 168H92V166H90ZM97 167V166H96ZM99 167H101V166H99ZM103 167V166H102ZM125 167V166H124ZM123 167V168H124ZM138 167V166H137ZM160 167V166H159ZM197 167V166H196ZM248 167V166H247ZM257 167H259V166H257ZM139 168V167H138ZM137 168V169H138ZM143 168H145V167H142V169ZM200 168V167H199ZM210 168V167H209ZM217 168V167H216ZM256 167H254V169H255ZM37 169V168H36ZM97 169V168H96ZM164 169H165V167H164ZM244 169H245V167H244ZM258 169V168H257ZM15 170V169H14ZM21 170H23V169H20V171ZM139 170V169H138ZM151 170V169H150ZM213 170H214V168H213ZM217 170V169H216ZM245 170H247V169H245ZM253 170V169H252ZM252 170H251V172H252ZM1 171V170H0ZM17 171V170H16ZM15 171V172H16ZM38 171V170H37ZM92 171V170H91ZM94 171V170H93ZM92 171V172H93ZM121 171V170H120ZM122 171H124V170H122ZM200 171V170H199ZM215 171V170H214ZM76 172V171H75ZM150 172H152V171H150ZM160 172V171H159ZM198 172V171H197ZM201 172V171H200ZM203 172V171H202ZM207 172V171H206ZM222 172V171H221ZM221 172L219 173V174H221ZM138 173V172H137ZM178 173V172H177ZM208 173H209V171H208ZM210 173H213L211 170H210ZM209 173V174H210ZM218 173V172H217ZM226 173V172H225ZM17 174V173H16ZM23 174V173H22ZM113 174V173H112ZM208 174V175H209ZM219 174H217V175H219ZM231 174V173H230ZM19 175V174H18ZM24 176H25V174H23ZM124 175V174H123ZM146 175V174H145ZM144 175V176H145ZM152 175H153V173H152ZM168 175V174H167ZM206 175V174H205ZM222 175V174H221ZM254 175H256V174H254ZM254 175H251L252 177H254ZM16 176V175H15ZM22 176V175H21ZM33 176H36V173H35V175H33ZM32 176V177H33ZM154 177H155V175H153ZM180 176V175H179ZM199 176V175H198ZM258 176V175H257ZM27 177V176H26ZM29 177V176H28ZM83 177V176H82ZM177 177V176H176ZM205 177V176H204ZM213 177H215L214 175H213ZM229 177H230V175H229ZM22 178H23V176H22ZM58 178V177H57ZM160 178H162V177H160ZM179 178V177H178ZM223 178V177H222ZM231 178H233V177H231ZM248 178V177H247ZM257 178H259V176L258 177H256V183H257ZM261 178V177H260ZM264 178V177H263ZM262 178V179H263ZM18 179V178H17ZM21 179V178H20ZM24 179H25V177H24ZM204 179V178H203ZM230 179V178H229ZM199 180V179H198ZM207 181H208V179H206ZM250 180H252L253 181V179H250ZM259 180V179H258ZM22 181V180H21ZM93 181V180H92ZM117 181V179L114 181V182H116ZM232 181V180H231ZM264 181V180H263ZM89 182V181H88ZM95 182V181H94ZM93 182V183H94ZM109 182H110V180H109ZM108 182V183H109ZM119 182V181H118ZM155 182H156V180H155ZM163 182H164V179H163ZM201 182V181H200ZM249 182V184H250V181H248ZM253 182H255V180L253 181ZM12 183V182H11ZM13 183H15V181L13 182ZM93 183H91V184H93ZM108 183H107V185H108ZM141 183V182H140ZM162 183V182H161ZM242 183V182H241ZM261 183V182H260ZM263 183V182H262ZM110 184V183H109ZM116 184H118V183H116ZM152 184V183H151ZM155 184V183H154ZM251 184H252V182H251ZM258 184V183H257ZM80 185H82V184H80ZM106 185V186H107ZM145 185V184H144ZM153 185V184H152ZM151 185V186H152ZM230 185V184H229ZM238 185H240V184H238ZM244 185V184H243ZM9 186H10V184H9ZM97 186V185H96ZM95 186V187H96ZM112 186V185H111ZM117 186V185H116ZM133 188H134V186L133 185H131ZM168 186V185H167ZM253 186V185H252ZM254 186H256V185H254ZM258 186V185H257ZM260 186V185H259ZM258 186V187H259ZM78 187V186H77ZM114 186H112V188H113ZM144 187V186H143ZM150 187V186H149ZM155 187V186H154ZM261 187V186H260ZM259 187V188H260ZM263 187H264V185H263ZM262 187V188H263ZM7 188V187H6ZM140 188H142V186L140 187ZM159 188V187H158ZM205 188V187H204ZM257 188V187H256ZM12 189L13 188H11L10 190L12 191ZM94 189V188H93ZM147 189V188H146ZM165 189V188H164ZM170 189V188H169ZM252 189V188H251ZM97 190V189H96ZM96 190H95V192H96ZM144 190H145V188H144ZM158 190V189H157ZM156 190V191H157ZM168 190V189H167ZM210 190V189H209ZM217 190H218V188H217ZM140 191V190H139ZM146 191V190H145ZM160 191H161V189H160ZM164 191H166V190H164ZM186 191H188L187 189H186ZM95 192H93V193H95ZM144 192V191H143ZM152 192V191H151ZM159 192V191H158ZM220 192V191H219ZM238 192V191H237ZM247 192H248V190H247ZM259 192V191H258ZM262 192V191H261ZM92 193V194H93ZM97 193L98 194H100L101 196H102V194H101V192H98L97 191ZM107 193V192H106ZM111 193V192H110ZM110 193H109V196H110ZM113 193V192H112ZM111 193V194H112ZM134 193V192H133ZM133 193H131V196L133 195ZM139 193V192H138ZM235 193V192H234ZM250 193V192H249ZM260 193V192H259ZM141 194H143V193H141ZM224 194V193H223ZM246 194V193H245ZM95 195H96V193H95ZM112 195H114V194H112ZM135 195V194H134ZM139 195V194H138ZM146 195H147V193H146ZM233 195V194H232ZM231 195V196H232ZM145 196V195H144ZM150 196V195H149ZM153 196H154V194H153ZM156 196V195H155ZM158 196H159V194H158ZM157 196V197H158ZM203 196H204V194H203ZM207 196H208V194H207ZM206 196V197H207ZM226 196V195H225ZM245 196V195H244ZM246 196H248V195H246ZM261 196V195H260ZM259 196V197H260ZM84 197V196H83ZM92 197H94L93 195H92ZM136 197V196H135ZM148 197V196H147ZM156 197V198H157ZM163 197V196H162ZM165 197V196H164ZM249 197L250 196H248L247 198L249 199ZM23 198V197H22ZM87 198V197H86ZM110 198V197H109ZM161 198V197H160ZM159 198V199H160ZM229 198V197H228ZM244 198V197H243ZM256 198V197H255ZM29 199V198H28ZM44 199V198H43ZM56 199V198H55ZM84 199V198H83ZM88 199V198H87ZM89 199H93V198H89ZM148 199V198H147ZM146 199V200H147ZM162 199V198H161ZM217 199V198H216ZM221 199V198H220ZM220 199H219V201H220ZM245 199V198H244ZM25 200V199H24ZM75 200V199H74ZM95 200V199H94ZM145 200V201H146ZM156 199H154V201H155ZM218 200V199H217ZM247 200V199H246ZM23 201V200H22ZM77 201V200H76ZM129 201V200H128ZM139 201V200H138ZM141 201V200H140ZM166 202H167V200H165ZM250 201V200H249ZM263 202H264V200H262ZM261 201V202H262ZM26 202V201H25ZM147 202V201H146ZM248 202V201H247ZM246 202V203H247ZM252 203L253 202H255V201H251ZM258 202V201H257ZM39 203V202H38ZM43 203V202H42ZM47 203V202H46ZM93 203V202H92ZM131 203V202H130ZM155 203H157V201H155ZM249 203V202H248ZM251 203V204H252ZM256 203V202H255ZM260 203V202H259ZM18 204H20V203H18ZM168 204V203H167ZM222 204V203H221ZM39 205V204H38ZM228 205V204H227ZM249 205V204H248ZM248 205H246V207L248 206ZM35 206V205H34ZM98 206H100V205H98ZM97 206V207H98ZM156 206V205H155ZM162 206H163V203H162ZM229 206V205H228ZM217 207V206H216ZM264 207V206H263ZM94 208V207H93ZM162 208V207H161ZM188 208V207H187ZM208 208V207H207ZM225 208V207H224ZM223 208V209H224ZM243 208V207H242ZM43 209V208H42ZM41 209V210H42ZM97 209V208H96ZM105 209V208H104ZM148 209V208H147ZM217 209V208H216ZM230 209V208H229ZM249 209L251 210V208H250V205H249ZM257 209H259V208H257ZM263 209V208H262ZM3 210V209H2ZM162 210V209H161ZM243 210V209H242ZM241 210V211H242ZM246 210V209H245ZM248 211V210H246V212L247 213H250L251 211ZM90 211V210H89ZM93 211H95V210H93ZM97 211H100V210H97ZM147 211V210H146ZM163 211V210H162ZM220 212H221V210H219ZM253 211H254V209H253ZM257 211V210H256ZM64 212V211H63ZM67 212V211H66ZM159 212H161V211H159ZM172 212V211H171ZM246 212H244V214L246 213ZM4 213V212H3ZM43 213V212H42ZM74 213V212H73ZM77 213V212H76ZM78 213H79V211H78ZM77 213V214H78ZM85 213V212H84ZM94 213H96V212H94ZM149 213V212H148ZM156 213V212H155ZM224 213V212H223ZM5 214H7V213H5ZM159 214V213H158ZM162 214H164V213H162ZM176 214V213H175ZM199 214V213H198ZM210 214H212V213H210ZM64 215V214H63ZM75 215V214H74ZM90 215V214H89ZM152 215H154V214H152ZM169 215V214H168ZM212 215H214V214H212ZM241 215H242V213H241ZM241 215H240V217H241ZM257 216V214L255 213L254 214V216ZM7 216V215H6ZM84 216V215H83ZM139 216V215H138ZM164 216V215H163ZM173 216V215H172ZM180 216H182L181 214H180ZM198 216V215H197ZM217 216H218V214H217ZM221 216H223V215H221ZM244 216V215H243ZM246 216L247 217H249L247 214H246ZM251 216H253V214L251 215ZM13 217V216H12ZM73 217V216H72ZM76 217V216H75ZM79 217V216H78ZM141 217V216H140ZM162 217V216H161ZM201 217V216H200ZM239 217V218H240ZM245 217V216H244ZM61 218V217H60ZM85 218V217H84ZM142 218V217H141ZM173 218H174V216H173ZM28 219V218H27ZM75 219V218H74ZM80 219V218H79ZM79 219H78V221H79ZM247 219V218H246ZM87 220V219H86ZM94 220V219H93ZM96 220H98V218L96 219ZM131 220V219H130ZM144 220V219H143ZM141 220L139 223L140 224H142V222H144V221H146V220ZM156 220V219H155ZM163 220V219H162ZM188 220V219H187ZM248 220V219H247ZM246 220V221H247ZM58 221V220H57ZM81 221V220H80ZM148 221H149V219H148ZM154 221V220H153ZM152 221V222H153ZM158 221H159V218H158ZM157 221V222H158ZM204 221V220H203ZM206 221V220H205ZM62 222V221H61ZM84 221H83V219H82V222L81 223H83ZM93 222H95V221H93ZM151 222V221H150ZM209 223H210V221H208ZM213 222V221H212ZM91 223V222H90ZM164 223V222H163ZM171 223V222H170ZM173 223H175V222H173ZM184 223H185V221H184ZM201 223V222H200ZM220 223V222H219ZM252 223V222H251ZM93 224V223H92ZM95 224V223H94ZM176 224V223H175ZM206 224V223H205ZM245 224V223H244ZM248 224H249V222H248ZM63 225V224H62ZM74 225H76V223L74 224ZM84 225V224H83ZM215 225H217V224H215ZM219 225V224H218ZM90 226V225H89ZM122 226V225H121ZM144 226V225H143ZM146 226H148L147 224H146ZM150 226V225H149ZM154 226V225H153ZM158 226V225H157ZM250 226V225H249ZM253 226V225H252ZM252 226H250L251 228H252ZM255 226V225H254ZM52 227V226H51ZM77 226H75V228H76ZM120 227V226H119ZM161 227V226H160ZM204 227V226H203ZM217 227V226H216ZM245 227H246V225H245ZM255 227H257V226H255ZM259 227V226H258ZM257 227V228H258ZM121 228V227H120ZM147 228V227H146ZM150 228V227H149ZM205 228H207V230H209V228H208V226L207 227H205ZM215 228V227H214ZM218 228V227H217ZM246 228H248V225H247V227ZM251 228H249V229H251ZM256 228V229H257ZM63 229V228H62ZM61 229V230H62ZM156 229V228H155ZM258 229H260V228H258ZM257 229V231L259 232V230ZM1 230V229H0ZM76 230V229H75ZM87 230H89V229H87ZM87 230H85V231H87ZM132 230V229H131ZM157 230V229H156ZM161 231V230H160ZM163 231V230H162ZM214 231V230H213ZM242 231V229L240 230V232ZM248 231V230H247ZM252 231V230H251ZM256 231V230H255ZM263 231V230H262ZM55 232V231H54ZM120 232V231H119ZM212 232V231H211ZM243 232H245V231H243ZM243 232H242V234L241 235H243ZM62 233V232H61ZM154 233V232H153ZM159 233H161V232H159ZM167 233V232H166ZM261 233V232H260ZM84 234V233H83ZM164 234V233H163ZM245 234H250V233H245ZM48 235V234H47ZM63 235V234H62ZM128 237H131L130 235H134V234H132V233H127L126 234ZM156 235V234H155ZM211 235V234H210ZM218 234H216V236H217ZM9 236V235H8ZM73 236H75L74 235V232H73ZM86 236H87V233H86ZM118 236H119V234H118ZM157 236V235H156ZM82 237V236H81ZM238 237V236H237ZM236 237V239L238 240V238ZM6 238V237H5ZM80 238V237H79ZM116 238V237H115ZM146 237H144L143 239H145ZM157 238V237H156ZM217 238V237H216ZM235 238V237H234ZM63 239V238H62ZM118 239V238H117ZM235 239V240H236ZM61 240V239H60ZM78 240V239H77ZM80 240V239H79ZM82 240V239H81ZM208 240V239H207ZM239 240H241V237H240V239ZM244 240H246V239H244ZM57 241V240H56ZM115 241V240H114ZM123 241V240H122ZM125 241V240H124ZM175 241V240H174ZM139 243V242H138ZM240 243V242H239ZM151 244V243H150ZM157 244V243H156ZM232 244H234V241H233V243ZM243 244V243H242ZM59 246H60V244H58ZM113 245V244H112ZM119 245H121V244H119ZM123 245V244H122ZM121 245V246H122ZM176 245V244H175ZM37 246V245H36ZM148 246V245H147ZM177 246V245H176ZM175 246V248H176V250H177V247ZM238 246V245H237ZM123 247V246H122ZM127 247V246H126ZM125 247V248H126ZM170 247V246H169ZM62 248V247H61ZM238 248V247H237ZM264 248V247H263ZM127 249V248H126ZM180 249V248H179ZM61 250V249H60ZM68 250V249H67ZM140 250H141V248H140ZM149 250H150V247H149ZM173 250V249H172ZM175 250V251H176ZM262 250V249H261ZM129 251H131V250H129ZM64 252V251H63ZM141 252V251H140ZM145 252V251H144ZM69 253V252H68ZM130 253V252H129ZM167 253H169V252H167ZM262 253L264 254V251H262ZM66 254V253H65ZM71 254H72V252H71ZM141 254V253H140ZM147 254V253H146ZM68 255V254H67ZM125 255V254H124ZM143 255V254H142ZM200 255V254H199ZM198 255V256H199ZM68 256H73V254L72 255H68ZM51 257V256H50ZM59 257H61V256H59ZM65 257V256H64ZM55 258V257H54ZM71 258V257H70ZM72 258H74V257H72ZM76 259V258H75ZM112 259V258H111ZM68 260V259H67ZM70 260H72V259H70ZM136 260H138V259H136ZM148 260V259H147ZM150 260V259H149ZM59 262V261H58ZM63 263L65 262V261H62ZM144 262V261H143ZM147 262V261H146ZM179 262H181V261H179ZM231 262V261H230ZM71 263V262H70ZM142 263V262H141ZM172 262L170 261V264H171ZM182 263V262H181ZM58 264V263H57ZM66 264V263H65ZM75 264V263H74ZM160 264V263H159ZM173 264V263H172ZM176 264V263H175Z\"/></svg>",
    "mask_w": 264,
    "mask_h": 264
}]
</instances>
